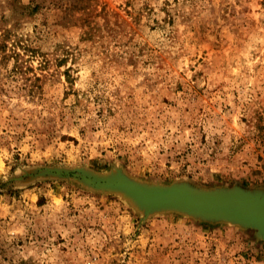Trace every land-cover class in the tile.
Segmentation results:
<instances>
[{
	"label": "rangeland",
	"instance_id": "374dc122",
	"mask_svg": "<svg viewBox=\"0 0 264 264\" xmlns=\"http://www.w3.org/2000/svg\"><path fill=\"white\" fill-rule=\"evenodd\" d=\"M115 177L264 196V0H0V264H264Z\"/></svg>",
	"mask_w": 264,
	"mask_h": 264
},
{
	"label": "water",
	"instance_id": "95a60500",
	"mask_svg": "<svg viewBox=\"0 0 264 264\" xmlns=\"http://www.w3.org/2000/svg\"><path fill=\"white\" fill-rule=\"evenodd\" d=\"M110 184L147 208L178 209L187 213L223 217L232 222L256 227L264 234V196L258 193L228 191L225 193H187L181 188L169 190L144 189L120 177Z\"/></svg>",
	"mask_w": 264,
	"mask_h": 264
}]
</instances>
